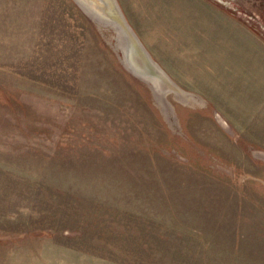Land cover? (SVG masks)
<instances>
[{"label":"rangeland","instance_id":"1","mask_svg":"<svg viewBox=\"0 0 264 264\" xmlns=\"http://www.w3.org/2000/svg\"><path fill=\"white\" fill-rule=\"evenodd\" d=\"M117 2L164 102L74 0H0V264H264V0Z\"/></svg>","mask_w":264,"mask_h":264},{"label":"water","instance_id":"2","mask_svg":"<svg viewBox=\"0 0 264 264\" xmlns=\"http://www.w3.org/2000/svg\"><path fill=\"white\" fill-rule=\"evenodd\" d=\"M85 12L97 21L112 24L118 28L120 47L126 66L135 74L147 77L157 92L163 94V87L179 90L163 68L153 59L137 34L129 25L117 0H74ZM143 59L142 61L139 59Z\"/></svg>","mask_w":264,"mask_h":264},{"label":"bare ground","instance_id":"3","mask_svg":"<svg viewBox=\"0 0 264 264\" xmlns=\"http://www.w3.org/2000/svg\"><path fill=\"white\" fill-rule=\"evenodd\" d=\"M250 4V3H249ZM246 15V14H245ZM92 20H93V18H91ZM93 22H95V20H93ZM107 26V25H106ZM110 26V25H109ZM113 28V27H112ZM113 29H115V28H113ZM116 29L118 30V28L116 27ZM115 29V30H116ZM116 32V31H115ZM118 35V34H117ZM116 38H117V36H116ZM119 40V39H118ZM117 44V43H116ZM117 46V45H116ZM119 48V47H118ZM121 48V47H120ZM123 58H124V56H123ZM141 61L143 60V59H141V58H139ZM123 62V61H122ZM124 65V64H123ZM127 67V69L128 70H130L129 69V67L128 66H126ZM131 72H132V74H134V75H136L137 77H139V78H141L142 79V81H144V82H146L152 89H153V91L155 92V95L160 99V101L162 102H164V100H165V98H164V96L163 95H165V93L162 95V94H160L159 92H157V90H156V88L154 87V84H153V82L152 81H150V79L149 78H147V77H143V76H140L139 74H135L132 70H130ZM129 71V72H130ZM169 89V88H168ZM180 89V88H179ZM165 90V89H164ZM167 90V89H166ZM173 90H175V89H173ZM169 91H170V89H169ZM173 92V91H172Z\"/></svg>","mask_w":264,"mask_h":264}]
</instances>
